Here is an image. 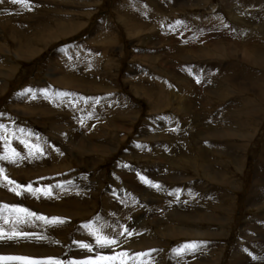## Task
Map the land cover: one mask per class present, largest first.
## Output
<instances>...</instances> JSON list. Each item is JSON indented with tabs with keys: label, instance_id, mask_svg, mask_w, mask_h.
Segmentation results:
<instances>
[{
	"label": "rangeland",
	"instance_id": "obj_1",
	"mask_svg": "<svg viewBox=\"0 0 264 264\" xmlns=\"http://www.w3.org/2000/svg\"><path fill=\"white\" fill-rule=\"evenodd\" d=\"M239 1L30 0L31 11L23 4H12L10 0L0 3V59L18 65L17 70L5 80L7 85L0 84V123L9 128L13 125L15 129H23L19 140H31L28 142L30 145H34L33 139L25 136V133L30 131L37 134L42 152L55 154L52 160L43 165L34 162L24 169L22 165L15 164L6 166L4 170L18 168L20 174L11 180L24 186L31 183L34 188L36 185L33 182L37 183L41 179L49 186L59 180L58 185L63 187H59L58 191L68 194L62 197H71L73 192L79 191L75 183L79 178L96 181L97 186H100L99 189L94 187L97 191L90 195L93 202H81L80 214L84 215L73 219L71 228L68 222L60 226L64 234L54 235L53 244L58 248L59 261L64 264L80 261L75 255L78 252L84 259L97 254L112 255L113 249L130 254L146 252L141 247L131 250L134 243L145 239L152 245L147 251L151 253L147 256L150 257L149 264H235V260H239L242 255L245 260L240 264H247V257L252 258L254 245L259 241L263 244L257 254L259 257L262 255L261 259L264 258V198H258L260 200L256 204L250 202L256 187V169L261 156L264 158V101L258 102V108L254 106L256 115L246 117L245 124L250 130L233 131L230 141L236 146L239 161L232 154H223L219 159L213 156L217 148L221 150L219 138L203 140L204 136L218 131L217 115L222 114V109L228 112L236 110V107L231 106L243 98L241 94L248 93L256 98L254 92L257 87L244 77L236 79L233 85L224 86L230 94L223 100V88L217 86L216 76H223L224 69L232 67L251 68V71L264 76V70L253 67L250 59H242L247 52L252 53L254 45L264 48V0H252L246 6L240 5ZM125 13L129 15V24L122 18L126 17L122 16ZM137 23L140 29L135 30ZM105 42L114 44L117 58H112V63L107 62V56L101 48ZM215 45L226 47V50L223 53L213 52ZM261 53H264V49ZM67 69L71 75L69 78L76 75L83 79L76 92L81 97V103L56 99L61 91L71 92L70 89H60ZM56 78L61 79L55 82ZM206 82L205 89L200 88ZM35 88L43 90L41 94L54 91L55 99L49 96L43 101L38 100ZM72 89L75 92L76 89ZM202 96L206 97V101H203ZM188 101L192 110H189V104L183 107ZM37 102L39 111L34 105ZM159 103H164L162 109L157 108ZM167 103L171 106L166 107ZM210 108L214 109L212 117L207 114ZM29 111L38 112L28 115ZM117 112L118 119L124 118V123L119 122L120 129L114 128L113 123ZM56 118L59 123H56L54 130L50 123ZM156 118L167 121L164 129L156 127L161 125L154 123ZM170 119L173 122L169 125ZM155 129H163L164 133L158 136L162 131ZM106 131L109 147L102 154L98 152V145L106 138ZM164 139L171 140L168 144L176 153L168 154L170 147ZM202 141L205 142L203 151L209 153L207 164L210 169L217 168V163L221 162V169L229 174L227 186L218 185V190L228 196L230 203L219 212L214 211L217 203L208 202V195L216 185L210 183L203 174V168L201 170L199 164L196 165L200 163L198 147L204 144ZM206 141L212 147H208ZM136 142H142L138 148L141 153L132 152L137 146ZM59 149H63L61 153H57ZM67 149L73 150V154L68 153ZM187 150H192V162L195 165L185 170L181 161L184 160L182 157H186ZM163 155L167 156L166 160ZM168 155L173 157L169 158ZM176 162L180 164L176 165ZM221 169L217 168L216 173ZM142 172L144 175L155 173L151 176L161 186L160 191L156 189L157 193L154 190H151L154 193H143L125 186L127 180L121 176L138 173L139 177ZM174 173H178L176 177L179 182L200 184L201 192L198 188L197 191L201 196L199 193L187 194L189 197L185 199V194H182L183 183L180 188L173 181L174 178L163 180ZM261 178H264V172ZM84 190L82 188L81 191ZM111 190L121 191L118 196L112 195V201L116 200L124 209L120 208L121 215L115 222H108V228L121 232L123 229L120 226H124L131 229L133 235L119 236L118 246L102 248V252L98 253L90 230L83 233L84 225L91 224L93 228H99L97 222L102 219L105 210L104 198ZM128 190L131 192L128 193ZM173 191L178 197L171 196ZM40 196L48 197L43 193ZM50 198L55 197L52 195ZM127 208L128 211L125 210ZM207 215L212 216L208 218ZM112 217L111 213L108 220ZM212 217L214 221H211ZM66 228L70 229L67 231ZM173 230L180 235L174 237ZM42 233L50 235L47 230ZM46 241L42 237L39 242L46 244ZM79 242L91 244L94 251L89 253L80 247ZM193 242L201 245L197 251H175ZM142 259L145 262L146 258ZM259 264H264V261Z\"/></svg>",
	"mask_w": 264,
	"mask_h": 264
},
{
	"label": "bare ground",
	"instance_id": "obj_2",
	"mask_svg": "<svg viewBox=\"0 0 264 264\" xmlns=\"http://www.w3.org/2000/svg\"><path fill=\"white\" fill-rule=\"evenodd\" d=\"M172 1V0H171ZM251 1L252 0H240L239 1V4L242 5V6H246V5H249L251 4ZM258 2V0H256ZM154 4V3H153ZM254 4V3H252ZM27 10H29V8L27 7ZM31 11V8L30 10ZM119 13V12H118ZM140 17H142L141 15L142 14H139ZM122 16H126V17H122V18H125L124 21H126V24H129L131 23L130 22V19H129V15L128 13H125L124 15ZM120 17V16H119ZM139 20V18H138ZM134 21V20H133ZM142 23V22H140ZM142 24H145V23H142ZM177 24V23H176ZM209 25V24H207ZM140 29V25H138V23L136 24L135 26V30H138ZM161 34V33H160ZM211 34V33H210ZM212 35V34H211ZM210 35V36H211ZM212 39V38H211ZM205 42V41H204ZM173 44V43H172ZM171 45V44H170ZM230 45V44H229ZM233 45V43H232ZM245 45V44H244ZM215 49L213 50L216 51V52H219L221 51V53H223L222 51L223 50H226V47H222L221 45H215ZM234 46V45H233ZM255 47L251 48L252 49V53L249 54V52H245L246 54H242V59H245V58H248L250 60L251 65L253 67H258L259 69H262L264 70V53H261L262 52V49L264 48H260V47H257L256 45H254ZM193 47V46H192ZM203 47V46H202ZM206 47V46H205ZM208 47V46H207ZM239 47V46H238ZM242 47V46H241ZM103 50H104V53L107 57H105V59L107 60V62H114L113 59H116L117 55L115 54V49L114 48V44L112 43H109V42H105L104 43V47H101ZM230 48V47H229ZM237 48V47H236ZM245 48V47H244ZM250 48V47H249ZM246 49V48H245ZM248 49V48H247ZM256 49V50H255ZM204 50V49H203ZM233 50V49H232ZM181 51V50H179ZM230 51V50H229ZM240 51V50H239ZM202 52V51H201ZM204 52V51H203ZM208 52V51H207ZM212 52V54H213ZM215 52V53H216ZM232 52V51H231ZM234 52V51H233ZM232 52V53H233ZM238 52V50H237ZM241 52V51H240ZM205 53V52H204ZM226 53V52H225ZM228 53V52H227ZM115 54V55H114ZM198 55V54H197ZM207 55V54H206ZM205 55V56H206ZM218 55V54H216ZM232 55V54H230ZM204 56V55H203ZM209 56V55H207ZM222 56V55H221ZM202 57V55L200 56ZM218 57V56H217ZM19 58V56H18ZM113 58V59H112ZM195 58V57H194ZM22 59V58H20ZM23 59H25L24 55H23ZM216 59V58H215ZM253 59H256L255 61ZM204 61V60H203ZM174 62V61H173ZM217 62V61H216ZM213 63V62H212ZM249 63V62H248ZM246 64V63H245ZM216 65V64H214ZM220 65V64H219ZM222 65V64H221ZM231 65V64H230ZM106 66V65H105ZM111 66V65H110ZM173 66V65H172ZM218 66V65H217ZM228 66V65H227ZM248 66V65H247ZM6 67H11L10 70H7ZM221 67V66H220ZM232 67V66H231ZM18 68V65L17 64H14L12 62H10L9 60H5V59H0V77L2 81H0V84L3 83L5 85L6 82L5 80L6 79H9V77L13 74L14 71H16ZM110 68V67H109ZM177 68V67H176ZM224 68V67H223ZM227 68V67H226ZM235 69V70H234ZM176 70V69H175ZM181 70V69H180ZM67 73L66 75L63 77L61 83H60V89L61 90H65V89H70V93H68L67 91H61L59 92V94L57 96L56 99L58 100H61L64 102L66 100H72V101H80L81 103V100H80V96H77L76 92L78 91V88L80 87V80L83 81L82 77L80 76H74L72 79L71 77L69 78L70 73L68 71V69L66 70ZM200 72L203 74L204 71L200 70ZM206 72V71H205ZM223 72V71H222ZM208 74V73H206ZM215 77V76H214ZM244 77H247L248 79H250L251 81L254 82V85L257 87V89L255 90L254 94L256 95V98H254V95L252 96L251 94H241V97L243 98H239L238 101H236L231 107H236L237 109L236 110H233V112H228L227 110H224L222 109L221 110V115H217L219 117V128H216L218 131H216L215 133L213 134H210V135H206L203 137V140H212L213 139H218L221 140L220 142V148L221 150H219L217 148V150H215V152H213V156H217L218 159L220 158V156H223V154H232L233 158L234 159H237L239 161L240 157L237 155V153L235 152L236 150V146L235 144L230 141L231 138L233 137V131L237 130V129H243V130H246V129H249V127L246 126L245 124V121H246V117L247 116H250V114H253V115H256V108L254 106H257L258 108V102H263L264 101V79H263V74H260L259 72H256V71H251V68L249 69H240V68H237V67H232L231 69L230 68H227L226 70L224 69V73H223V76H216V80H217V86L218 87H222L223 90V100L226 99L227 97V94L229 93V89H226V87H224L225 85H233V83L236 81V79L240 80ZM198 78V77H197ZM59 79L61 78H56V81L57 82ZM246 82V80H245ZM87 83V82H86ZM251 83V82H250ZM89 84H92L89 83ZM211 84V82H210ZM246 84V83H245ZM3 85V86H5ZM88 85V84H87ZM251 85V84H250ZM89 86V85H88ZM207 86V82L206 83H203L201 87H203V89H205L204 87ZM217 87V88H218ZM251 87V86H250ZM76 89L75 92L74 90L72 89ZM90 88V87H89ZM94 88V87H93ZM149 88V87H148ZM253 88V87H252ZM36 89V92H37V95L38 96V100L40 101H43L44 99H47L49 98V96L53 97L55 99V92H49L47 93V95L45 94H41V92L43 90H40V89ZM150 89V88H149ZM251 89V88H250ZM52 90V89H51ZM91 90V88H90ZM172 90V89H171ZM252 90V89H251ZM92 91V90H91ZM154 91V90H153ZM220 91V90H219ZM80 92V91H79ZM96 92V91H95ZM156 92V91H155ZM177 92V91H175ZM67 94V95H61V94ZM148 94H149V98H151V93H149L148 91ZM230 94V93H229ZM157 95V94H156ZM244 95V96H243ZM47 96V97H46ZM220 96V95H219ZM155 97V95L153 96ZM203 97V101H206V97L202 96ZM215 97V96H214ZM222 97V95H221ZM79 99V100H78ZM158 99V98H157ZM220 99V98H218ZM155 100V99H154ZM159 100V99H158ZM231 100V99H230ZM157 101V100H156ZM195 101V100H194ZM60 102V101H58ZM160 102H162V100H160ZM190 101L186 102L183 104V107L184 106H187L189 104ZM193 102V100H192ZM191 102V103H192ZM208 102V101H207ZM82 103H83V100H82ZM233 103V102H232ZM160 105H158L157 108L159 109H162L163 107H161L164 103H159ZM35 107H38L37 110L39 111V102L35 103L34 104ZM64 105V104H63ZM77 105V104H75ZM210 105V104H209ZM171 106L170 104L167 103V106ZM190 104L188 105V108L189 110H192L190 109ZM261 106V105H260ZM75 107V106H74ZM180 107V106H179ZM262 107V106H261ZM187 108V107H186ZM193 108V107H192ZM156 109V108H155ZM220 109V108H218ZM177 110V109H176ZM194 110V109H193ZM202 110V109H201ZM38 111H29L28 115H33L35 112H38ZM91 111V110H90ZM98 111V110H97ZM124 111V110H122ZM179 111V110H178ZM181 111V110H180ZM186 111V110H185ZM114 112V111H113ZM127 112V111H126ZM125 112V113H126ZM187 112V111H186ZM119 112H117L115 114L114 118L113 117V123H114V128H117V129H120V121L124 123L123 119H118V114ZM128 113V112H127ZM103 114V113H102ZM207 114H210V117H212L214 115V109L210 108L207 109ZM25 115V114H24ZM125 115V114H123ZM193 115V114H192ZM81 116V115H80ZM111 115H109L110 117ZM95 117V116H94ZM104 117V115H103ZM108 117V116H107ZM128 117V116H127ZM72 118V117H71ZM75 118V117H74ZM102 118V117H101ZM167 118V117H166ZM100 119V118H99ZM111 120V119H110ZM195 120V119H194ZM7 121H10L9 119H7ZM102 121V120H101ZM12 122V120H11ZM158 123V124H161V125H158L156 127L158 128H165V126L167 125V121H165L164 118H161V119H155L154 120V123ZM171 122H173L171 119H170V122H169V125L171 124ZM56 123H59V120L56 118L54 120H52V122L50 124L53 125V129L56 130ZM109 123V122H108ZM153 123V124H154ZM165 124V126H164ZM0 125L4 126V128L7 130L6 132H3V131H0V135H3L5 136V138L9 141V144H8V147L9 148H13L15 149L17 152L20 153L21 156L24 157V159H20L18 157L14 158L15 159V163H12L10 162L9 160H0V168H3L5 169L6 166H12V165H15V164H20L22 165V167L25 169L26 167H30L35 163H38V164H42L43 163H48L49 160H52V156H54L55 154H52L50 152H42L43 154L41 155L39 152H35L34 156H29V150L27 148L24 147L23 144L20 143V135H21V132L20 130L21 129H18V128H13V125H10V128L8 125H3V123H0ZM212 128V126H210ZM61 128V127H60ZM161 129V130H157V131H162L161 133H159L158 136L162 135L164 132V130ZM206 129V128H205ZM204 129V130H205ZM215 129V130H216ZM221 129H223V131H221ZM208 130V129H207ZM250 130V129H249ZM204 132V131H203ZM202 132V133H203ZM212 132V131H211ZM218 132V133H217ZM66 133V132H65ZM107 131L105 132L104 135H106ZM170 133V132H169ZM172 133V132H171ZM170 133V134H171ZM201 133V134H202ZM210 133V132H209ZM14 134V135H13ZM52 134V133H51ZM55 134V133H54ZM169 134V135H170ZM179 134V133H178ZM188 134V133H187ZM205 134V133H204ZM53 135V134H52ZM66 135V134H65ZM25 136H28V137H32L33 141L34 142V145L35 146H38L39 144V141L40 138L37 136V134L35 133H32L30 131H27L25 133ZM64 136V135H63ZM83 136V135H82ZM62 137V136H61ZM163 137V136H162ZM191 136H189L190 138ZM60 138V137H58ZM57 138V139H58ZM67 138V137H66ZM108 136L106 135V138L105 139H102L101 140V143L98 145L99 146V151L98 152H104V150H107V148L109 147V142H108ZM167 138V137H166ZM196 138V137H195ZM160 139V137H159ZM183 139V138H182ZM181 139V140H182ZM70 140V139H69ZM166 140L167 142V145L170 147V144H168L169 142H171V140H168V139H164ZM174 140V139H173ZM184 140V139H183ZM247 139L243 140L242 144L246 141ZM31 140L27 141V142H30ZM51 141V140H49ZM143 141V140H142ZM180 141V140H178ZM185 141V140H184ZM192 141V140H191ZM72 142V141H71ZM176 142V141H175ZM181 142V141H180ZM183 142V141H182ZM187 142V141H186ZM190 142V141H189ZM188 142V143H189ZM203 142V141H202ZM56 143V142H55ZM58 143V142H57ZM61 143V142H60ZM70 143V142H69ZM87 143V142H86ZM112 143V142H111ZM173 143V142H172ZM184 143V142H183ZM182 143V144H183ZM192 143V142H191ZM204 144H200V146L198 147V156L200 158V163H196V165L199 164V167L203 168V171H204V176L207 178V180L212 183V184H215L216 187L214 188V190H211V193H209L208 195V202H214V203H217L218 205L215 207L216 209L214 211H221L222 209H224L229 203H230V200L228 198V196L226 194H223L222 192H220L218 190V185H221L223 187L227 186V181H228V177H229V174H228V171L226 170H222L221 169V162L219 160L220 163H217L219 169H221L219 171V173L217 174L216 173V169L217 168H214V169H210V166L207 164V160L209 161V153L208 152H204L203 151V148L205 147V142H203ZM209 142L206 141V145H208V147H212L211 145L207 144ZM63 145V143H61ZM72 144V143H71ZM164 144V143H163ZM175 144V143H174ZM186 144V143H185ZM198 144V143H197ZM137 146H135V148H133L132 152L133 153H136L139 152L141 153V151L138 149L142 146V142H136ZM166 145V144H165ZM164 145V146H165ZM59 146V145H58ZM167 146V149H169V147ZM188 146V145H187ZM234 146V148H233ZM62 147L65 148V146L63 145ZM73 147V146H71ZM190 147V146H189ZM166 148V147H165ZM178 148V147H177ZM187 148V147H186ZM66 149V148H65ZM71 149V148H70ZM70 149L66 150L68 153H72L70 151ZM81 152V148H79ZM132 149V148H131ZM182 149V147H181ZM190 149V148H188ZM5 150H6V146H5V140H0V156L2 155H5ZM63 150V149H62ZM62 150H58L57 153H61ZM76 150V149H75ZM179 150V149H178ZM209 150V149H208ZM211 150V149H210ZM161 150H158V152H160ZM107 152V151H105ZM104 152V153H105ZM155 152V151H154ZM152 152V153H154ZM131 153V152H130ZM176 153L175 150H172L171 147H170V150H169V153ZM185 153V152H184ZM211 153V152H210ZM73 154V153H72ZM183 154V153H182ZM180 154V155H182ZM197 154V153H196ZM236 154V155H235ZM135 155V154H134ZM167 155V154H165ZM176 155V154H175ZM59 156V155H58ZM164 156V155H163ZM170 156L173 157V155H168V157L170 158ZM177 156V155H176ZM175 156V157H176ZM197 156V157H198ZM212 156V155H211ZM161 157V156H159ZM174 157V158H175ZM263 156H261L262 158ZM151 158V157H149ZM162 158V157H161ZM179 158V157H178ZM177 158V160H178ZM184 160L181 161L184 163V169L187 170L190 166L192 167V165L194 166L195 163L192 162L193 160V152L192 150H187V153H186V157H182ZM208 158V159H207ZM223 158V157H222ZM260 158V165L257 167L256 169V187L253 191V194H252V197L250 198V202L252 203H258V200L264 198V183H260L261 180L264 181L262 178H261V174L264 172V158L261 159ZM164 160L167 159V156L163 157ZM172 159V158H171ZM213 159V158H211ZM217 159V158H216ZM217 159V160H218ZM176 161V160H175ZM163 162V161H162ZM180 162V160H179ZM180 162V163H181ZM56 163H59V161H56ZM165 163V162H164ZM170 163V162H169ZM177 163V162H176ZM180 163H177L176 165H179ZM182 164V163H181ZM121 165V164H120ZM124 165V164H123ZM169 165V164H168ZM57 166V165H56ZM173 166V165H172ZM122 167V166H121ZM172 168H170L169 170H171ZM10 171V172H8ZM21 172V170H19L18 168L17 169H9V170H5L4 172V175L7 176L9 179H12L13 176H15L14 178H17L16 176L19 175ZM142 174V175H141ZM139 175V177H144L146 180L148 181H151L153 184H156V180L154 177H152L153 175H155V173L153 174V172H149L147 173V175H144L143 172ZM178 173H174V174H169L167 178H164L163 180L165 179H173L174 178V182H176L177 185H179L180 188H182V183L183 182H179V178L176 177ZM58 175V174H56ZM152 175V176H151ZM30 177H33V176H30ZM118 177V176H117ZM124 180H127L125 186H127L128 188L132 187L134 189H137L139 190L140 192L142 191L143 193H150L151 190H156V188L154 187H151L149 186V184L145 183L144 181L141 180V178L138 177V173H126L124 176H121ZM122 179V180H123ZM20 180V178H19ZM49 180V179H48ZM182 180V179H181ZM77 181V180H76ZM184 181V180H182ZM201 181V180H200ZM20 182H23V181H20ZM58 182L59 180H56V183L53 184L52 186H49L48 183L46 181H44L43 179H41L40 181H38L37 183L33 182L36 187H40V186H43L41 189H47V188H50L51 189V195L48 196V197H42L40 196L42 193H36L35 195H33L32 193L30 192H23V195H20L17 196L15 194V192L13 191H9V188L11 187L10 185L7 184L6 181H3V180H0V184H2V186H0V230H3V232L5 233H8L10 234L13 230H18V233H27L28 235L27 236H20V235H17L15 238L13 239H7V238H4V239H0V256H3V257H11V256H23V257H30V258H33V259H36V260H47L49 258H52V259H55V260H58L57 259V256H58V248H56L55 244H53L54 242V235L55 234H58V235H62L64 234L65 232L62 231L60 228V226H63L66 224V222H68V226L71 228L73 222L71 221H74L73 219L77 218V217H80V216H83L84 214H80V210L81 208L79 207L81 205V202L82 204L83 203H91L93 202V198L90 196V195H93L96 193L94 187H98V189L100 188V186H97V183L96 181H92V180H86L85 178H79L77 182V189L79 191H77V193L73 192L71 197H62L63 195H68L66 193H61L58 191L59 187H58ZM61 182V181H60ZM50 184V183H49ZM161 184V183H160ZM184 184V190H182V194L184 195L185 194V199L187 197H189L190 195H195L196 193H199L197 191V188L199 189V191L201 192L200 190V187L201 185L198 184V183H195V182H192V183H189V184ZM72 185H75L74 183ZM33 187V186H32ZM80 187V189L78 188ZM86 189L84 191H81L82 188ZM203 187V186H202ZM34 188V187H33ZM212 189V188H211ZM160 191V190H159ZM162 191V190H161ZM131 191L128 190V193H130ZM152 192V191H151ZM156 192V191H155ZM175 191L171 192V196L172 197H178L177 195H175L174 193ZM109 194H106V197L104 198V201H105V207H104V212L102 214V219H99L98 222H97V225H99V228L100 230L102 231V233L104 234H107V235H115L119 232H116V231H111V228H108V222H115V219H117V217L119 215H121V209H124L123 205L120 203H118L116 200L112 201V195L116 194L117 196L120 195L121 191H109L108 192ZM154 193V192H152ZM157 193V192H156ZM133 194V193H132ZM189 196H188V195ZM54 196L55 200L50 198L51 196ZM46 196V195H45ZM199 196H201V194L199 193ZM133 197V196H132ZM141 197V196H140ZM196 197V196H195ZM260 198V199H258ZM133 199V198H132ZM143 199V198H142ZM165 200V199H164ZM167 200V199H166ZM172 200V198H171ZM80 201V202H79ZM163 202V201H162ZM207 202V203H208ZM9 205L10 207L11 206H15V207H18V208H27L28 210L32 211V212H35L37 213L38 215H42V216H46L48 217L50 220L51 218L53 217H57V218H61L64 222L63 223H46L45 221H42V220H38V219H35V218H25L23 222H17L15 220V214H10L9 213V210L8 209H3L2 206L3 205ZM210 204V203H209ZM220 205V206H219ZM167 206V205H166ZM127 207V206H126ZM133 209V208H132ZM206 209V208H205ZM85 210V209H84ZM126 211H128V208L125 209ZM163 210L165 211L166 209L163 208ZM178 212V211H177ZM175 212L174 214H179L178 216H181L180 213H177ZM113 214V217L111 219L108 220V216L110 214ZM124 214V212H123ZM212 215H207L208 218H210ZM181 218L183 219H187L186 216H181ZM211 221H214V218L212 217L211 218ZM15 223V224H14ZM160 223V222H159ZM138 224V223H137ZM94 226V225H93ZM106 226V227H105ZM132 226V225H131ZM113 227V226H112ZM70 228H66V230L68 231ZM98 228V227H97ZM176 229V228H175ZM45 230L49 231L50 235L48 234H45V236H43L44 234L42 232H44ZM88 230V228H85L83 233L86 234V231ZM90 230V229H89ZM108 230V231H107ZM179 232H177V234L174 233V230H173V234H174V237L175 236H179L178 235ZM83 234V235H84ZM192 234V233H191ZM33 235V236H32ZM190 235V234H189ZM92 236V235H90ZM32 237V239H31ZM46 238V244H42L40 241V238ZM93 237V236H92ZM94 238V237H93ZM153 238H156V237H153ZM51 239V240H50ZM117 239H119V236H117ZM139 240V239H138ZM129 241V240H128ZM40 244L39 246H42L44 245V247H41V248H38L36 246H34L33 244ZM132 243V242H131ZM154 243V241H153ZM156 244V243H155ZM158 244V243H157ZM262 244L263 243H256L254 245V254L252 255V258L250 257H247L248 258V261H247V264H259L261 263L262 261H264V258H262V255L261 257L258 256L257 254V251H260L261 248H262ZM135 245V246H133ZM132 246H131V250H135V249H143L145 250L146 252L149 250L150 247H152L150 241L148 239H145V240H142L140 243H134ZM118 246V245H117ZM159 246V245H158ZM156 248V247H155ZM264 249V248H263ZM98 253L102 252V248H98L96 250ZM156 252V251H155ZM154 253V252H153ZM78 252L76 255V258H78V260H85L87 258L84 259L83 255L80 254ZM155 254V253H154ZM158 254V253H157ZM264 254V253H263ZM146 260H145V264H149V259L150 257H147L145 256ZM163 259V257H161ZM239 258V257H238ZM245 258H243V255L242 257L239 259V260H235V264H240L241 261H244ZM144 261V260H143ZM0 264H3V262H0ZM8 264H16V262H8Z\"/></svg>",
	"mask_w": 264,
	"mask_h": 264
},
{
	"label": "snow or ice",
	"instance_id": "obj_3",
	"mask_svg": "<svg viewBox=\"0 0 264 264\" xmlns=\"http://www.w3.org/2000/svg\"><path fill=\"white\" fill-rule=\"evenodd\" d=\"M12 4H23L25 7H28L30 10V0H10ZM0 3H3V0H0ZM197 82H199L197 80ZM29 92L31 89L28 90ZM47 95V93H45ZM61 95H67L61 94ZM98 103V101H96ZM0 131L6 132L7 130L4 128V126L0 125ZM23 129L20 130L21 133H23ZM14 135V134H13ZM0 140H5V155L0 156V160H9L12 163H15L16 157L20 159H24L23 156L20 155L19 152H17L13 148H9L8 144L9 141L5 138V136L0 135ZM20 143L24 145L25 148L29 150V156H34L35 152H39L41 155L42 150L39 148V146L30 145L25 139H20ZM4 169L0 168V180L6 181L8 185H11L12 187L9 188V191L15 192L17 196H20L22 192H30L33 195L36 193L42 192L46 196L51 195V189H41V188H33L32 184L29 183L27 186L21 185L11 179H9L7 176L4 175ZM141 180L145 183L149 184V186L156 188L157 190L160 189L159 184H153L151 181L146 180L144 177H141ZM2 186V184H0ZM58 187H63L62 185H58ZM3 209H8L10 214H15V220L17 222H23L25 218H35L38 220L45 221L46 223H63L64 221L61 218L53 217L51 220L42 215H38L35 212H32L28 210L27 208H18L15 206H9L7 204L2 206ZM85 228L90 229L91 235L95 239V245L98 248H112L115 245H118L120 241L117 239V236H124L127 234V236H132L133 231L127 227L120 226L123 230L115 235H107L102 233V231L99 228H93V225H84ZM17 235L20 236H27V233H18L15 230H13L10 234L3 232V230H0V239H13ZM80 247L86 249L89 253H92L94 251V248L89 243H83L79 242ZM200 244L193 242V243H187L181 246L180 248L176 249L175 251L177 253H183L185 251H191L195 252L200 248ZM155 251V250H153ZM150 252H141V253H135L130 254L128 251H115L113 249L112 255H101L97 254L94 257H89L85 260L80 261H71L70 264H145L143 261V257L150 256ZM0 262H3V264H8V262H16V264H64L63 261L55 260L52 258H49L47 260H36L30 257H23V256H11V257H3L0 256Z\"/></svg>",
	"mask_w": 264,
	"mask_h": 264
}]
</instances>
